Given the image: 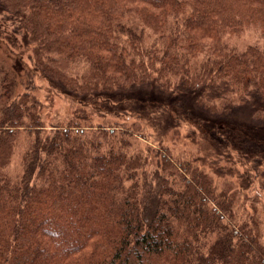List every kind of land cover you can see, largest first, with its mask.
I'll use <instances>...</instances> for the list:
<instances>
[{
	"label": "trees",
	"instance_id": "1",
	"mask_svg": "<svg viewBox=\"0 0 264 264\" xmlns=\"http://www.w3.org/2000/svg\"><path fill=\"white\" fill-rule=\"evenodd\" d=\"M250 26L264 38V0H0V264H264V210L236 206L238 187L132 147L135 123L83 122L134 83L209 89L215 113L264 97V41H225ZM37 77L72 102L49 132ZM20 129L32 139L13 177Z\"/></svg>",
	"mask_w": 264,
	"mask_h": 264
},
{
	"label": "rangeland",
	"instance_id": "2",
	"mask_svg": "<svg viewBox=\"0 0 264 264\" xmlns=\"http://www.w3.org/2000/svg\"><path fill=\"white\" fill-rule=\"evenodd\" d=\"M129 22L134 24L132 20ZM13 38L17 47L21 37ZM258 40L264 41V38L254 26L244 27L237 35L225 37L227 43L238 49ZM34 87L41 102L44 132L51 131L52 124L58 121L66 123L72 102L44 78L37 77ZM204 91L196 88L181 99L170 91L163 95L152 82L134 83L125 90L112 93V103L106 108L111 112L103 108L89 112L87 109L83 122L86 125L102 121L135 123L139 130L128 136L132 147L142 151L168 148L193 162L195 159L194 164L201 166L217 183L226 182L238 187L236 206L241 204L248 210L251 207L264 210V97L250 93L242 104L215 113L225 106V101L216 98L212 103L218 94L209 89ZM123 101L120 106L112 105ZM31 139L32 135L22 129L16 133L6 167L11 176L21 174V156ZM228 171L231 175L227 174ZM260 234L264 244V215H261Z\"/></svg>",
	"mask_w": 264,
	"mask_h": 264
}]
</instances>
